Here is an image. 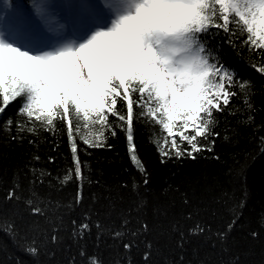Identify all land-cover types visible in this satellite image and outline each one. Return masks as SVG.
Wrapping results in <instances>:
<instances>
[{
    "label": "trees",
    "instance_id": "trees-1",
    "mask_svg": "<svg viewBox=\"0 0 264 264\" xmlns=\"http://www.w3.org/2000/svg\"><path fill=\"white\" fill-rule=\"evenodd\" d=\"M223 35L212 55L231 67L239 94L214 112L218 135L201 140L211 151L195 159L162 157L154 143L163 142L159 126L136 119L141 173L126 131L110 117L116 134L106 132L103 146L76 136L84 180L62 184L74 170L66 123L18 133L20 103L0 113V264H89L93 257L100 264H264V74L255 70L264 65ZM10 191L19 199H7ZM37 206L43 215L33 214ZM82 223L89 225L83 233ZM197 225L202 232L193 231Z\"/></svg>",
    "mask_w": 264,
    "mask_h": 264
},
{
    "label": "snow or ice",
    "instance_id": "snow-or-ice-1",
    "mask_svg": "<svg viewBox=\"0 0 264 264\" xmlns=\"http://www.w3.org/2000/svg\"><path fill=\"white\" fill-rule=\"evenodd\" d=\"M39 6L40 24L27 14L0 15V113L20 103L17 114L25 120L16 123L18 133L35 132L37 125L51 131L57 120L66 123L74 170L62 184L84 180L76 136L88 147L103 146L106 132L116 134L110 117L126 131L130 159L141 173L136 119L159 126L163 142L154 143L162 157L195 159L196 153L211 151L201 140L218 135L212 130L214 112L239 94L231 90L238 83L231 67L212 55L220 33L230 43L235 37L264 65V0H99L80 6L94 9L101 22L69 21L73 39L63 26H53V13L47 11L52 0H40ZM255 70L264 74V66ZM238 86L244 92L247 84ZM12 124L9 120L6 127ZM13 198L19 199L10 191L7 199ZM80 199L77 193L76 203ZM32 212L43 215L38 206ZM88 227L82 223L79 231ZM89 264L100 262L93 257Z\"/></svg>",
    "mask_w": 264,
    "mask_h": 264
},
{
    "label": "rangeland",
    "instance_id": "rangeland-1",
    "mask_svg": "<svg viewBox=\"0 0 264 264\" xmlns=\"http://www.w3.org/2000/svg\"><path fill=\"white\" fill-rule=\"evenodd\" d=\"M20 1L21 0H0V15L11 18L19 14H27L33 18L35 23L40 24V21L37 19L38 14L42 11L41 7L39 6L40 0H29V2L31 3L26 9L23 8V6L20 4ZM52 3L54 6L52 8H49L47 11L53 13V26L58 29L63 26V30L66 32L68 27L67 25L70 20L68 18V14L75 13V4L71 0H52ZM55 5L62 6L56 7ZM57 12H59V15H55V13ZM40 27L42 30L46 31L44 25H40ZM9 30L11 31V29Z\"/></svg>",
    "mask_w": 264,
    "mask_h": 264
}]
</instances>
